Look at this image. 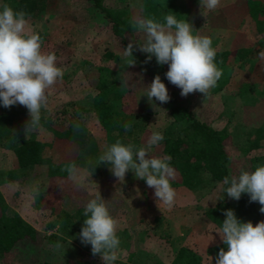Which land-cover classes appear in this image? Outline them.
<instances>
[{"label": "rangeland", "instance_id": "1", "mask_svg": "<svg viewBox=\"0 0 264 264\" xmlns=\"http://www.w3.org/2000/svg\"><path fill=\"white\" fill-rule=\"evenodd\" d=\"M104 1L107 5L123 2ZM181 1L190 7L192 20L187 28L154 27L136 38L138 50L150 49L166 64L165 79L157 81L156 64L148 66L144 59L123 50L111 24L92 1L55 0L50 11L20 18L16 0H0V37L5 35L8 45L18 48L13 55L3 57L0 42V77L21 71L43 81L41 99L20 102L24 108V135L43 141L41 162L22 180L8 178V170L17 166V158L11 141L0 136L1 197L10 211H18L38 230L36 243L20 241L14 249L13 260L17 264H36L44 259L59 264H168L181 245L198 250L203 264H216L219 260L223 232L204 212L219 201L220 187L196 192L184 184L159 183L156 198L146 202L143 192L147 180L143 174L149 169V162L144 155L149 149L139 157L136 152L142 148L140 137L144 127L163 133L170 125L168 94L172 91L196 116L215 127L228 129L227 149L232 167L239 178L246 179L248 162L243 148L258 125L264 129V34L257 31L249 15L236 28L213 23L214 15L222 14L223 7L236 0ZM237 32H243L252 41L251 62L242 65L239 73L231 69L228 81L223 75L216 79L214 71L202 60L211 49L229 47ZM108 50L114 51L115 56L110 57ZM100 66L128 89V106L158 110L150 115H131L124 129L114 131L113 137L108 136L93 111L86 112L91 141L84 155L99 173L77 165L68 176L75 184V197L64 194V206L75 208L77 197L100 196L106 202L114 189L131 206L130 216H119L113 211L110 232L114 243L101 252L90 248L84 233L68 235L59 229V209L38 205V194L49 185V164L76 156V148L65 143L52 145V132L37 119L45 112L54 113L63 106L70 110L76 107L75 102L86 101L95 91L96 70ZM242 81L253 83L256 95H248L247 99L235 94L234 88ZM10 101V97L0 95V111ZM160 148L161 145L151 148V154ZM258 151H264V143ZM66 182L58 183L60 190ZM258 205L264 211V195ZM231 216L227 218L233 230L247 229V216L239 215L238 220Z\"/></svg>", "mask_w": 264, "mask_h": 264}, {"label": "trees", "instance_id": "2", "mask_svg": "<svg viewBox=\"0 0 264 264\" xmlns=\"http://www.w3.org/2000/svg\"><path fill=\"white\" fill-rule=\"evenodd\" d=\"M90 1L111 24L112 33L123 50L131 52L138 59H144L148 66L152 62L156 64V79L164 80L167 74L164 60L150 49L138 50L136 38L141 32L154 27L187 28L192 20L190 7L181 0H123L119 5H107L104 0ZM198 1L200 0H191L192 3ZM54 3L55 0H16L15 7L20 18H27L37 16L41 11H50ZM222 11V14L214 15L215 25L236 28L249 15L254 20L257 31L264 34V0H236L225 5ZM8 40L5 35L0 37L3 57L11 56L18 50L16 46L8 45ZM252 53V41L243 32H237L229 47L209 50L202 61L211 67L216 79L223 75L228 81L229 71L235 69L234 73L241 72V66L251 62ZM107 54L115 56L112 50H108ZM96 71L95 91L89 94L86 101L75 102L76 107L70 110L63 106L54 113L45 112L37 117L52 132V145L65 143L76 148V156L49 164V185L38 194V205L42 207L46 204L53 210L59 209V229L68 235L84 233L90 248L101 252L114 243L110 232L113 211L119 213V216H130L131 206L116 189L106 199L107 203L100 196H88L77 197L75 208L67 209L64 206V194L75 197V184L68 176L76 166L80 164L97 170L94 163L84 155L91 141L86 112L93 111L108 136L113 137L114 131L124 129V123L131 115H150L158 110H137L128 106L125 100L128 89L122 87L103 67H97ZM42 83L39 78L21 71L0 77V95L11 99L8 107L0 111V136L11 141L10 145L17 158V166L7 173L10 180H22L42 160L43 141L24 135V108L20 103L41 99ZM252 84L242 81L233 92L249 99L248 95H256L257 92ZM168 95L172 119L170 125L163 133L144 127L140 137L142 148L136 152V157H139L149 149V153L144 155L149 162V169L143 174L147 180L143 192L144 201L151 202L156 198L159 183L184 184L196 192L219 186V201L216 205L208 206L204 212L207 219L223 232L222 254L216 264H264V253L259 247L264 249V211L258 205L260 197L264 195V151H258L264 143L262 125L256 127L255 134L243 148L247 155L248 177L242 180L232 167L227 149L230 138L228 129L215 127L196 116L188 105L178 101L174 92L171 91ZM158 145H161L160 150L151 154L153 151L150 149ZM63 180L67 182L62 183L60 190L57 185ZM1 196L0 194V264H17L13 260L14 249L20 241L36 243L38 230L18 211H10ZM108 202L111 204L108 205ZM230 214L234 218L239 215L247 216L250 219L247 229L233 230L227 218ZM36 264L59 263L44 259L38 260ZM168 264H203L202 254L189 245H181Z\"/></svg>", "mask_w": 264, "mask_h": 264}]
</instances>
